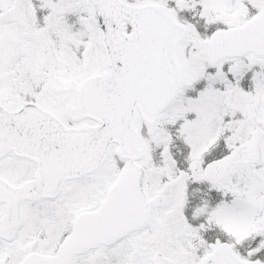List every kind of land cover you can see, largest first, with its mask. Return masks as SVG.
<instances>
[{
  "label": "snow or ice",
  "instance_id": "1",
  "mask_svg": "<svg viewBox=\"0 0 264 264\" xmlns=\"http://www.w3.org/2000/svg\"><path fill=\"white\" fill-rule=\"evenodd\" d=\"M0 264H264V0H0Z\"/></svg>",
  "mask_w": 264,
  "mask_h": 264
}]
</instances>
